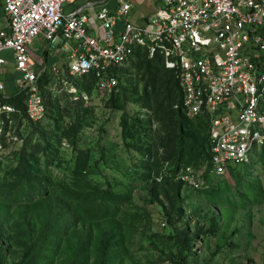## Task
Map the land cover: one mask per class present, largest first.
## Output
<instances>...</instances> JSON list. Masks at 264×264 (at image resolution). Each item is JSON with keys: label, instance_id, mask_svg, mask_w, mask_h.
Masks as SVG:
<instances>
[{"label": "rangeland", "instance_id": "1", "mask_svg": "<svg viewBox=\"0 0 264 264\" xmlns=\"http://www.w3.org/2000/svg\"><path fill=\"white\" fill-rule=\"evenodd\" d=\"M33 50L39 70L45 44ZM160 69L162 89L141 61L120 93L83 102L52 87L46 120L13 126L22 140L0 157L2 264H177L186 247L187 264H264V151L203 191L173 192L202 145Z\"/></svg>", "mask_w": 264, "mask_h": 264}, {"label": "built area", "instance_id": "2", "mask_svg": "<svg viewBox=\"0 0 264 264\" xmlns=\"http://www.w3.org/2000/svg\"><path fill=\"white\" fill-rule=\"evenodd\" d=\"M75 1L0 0L10 27H0V154L9 141H20L12 136L14 125L47 118L48 86L41 84L46 69H36L31 51L40 37L66 56L71 80L62 77L54 89L75 95L74 100L91 98L75 85L90 75L101 95L118 93L120 70L139 50L150 61H163L179 83L182 114L205 122L212 156L201 170L186 169L183 184L204 189L210 176H229L264 148V0H161L140 25L130 18L131 2L120 0L116 9H99L97 27L84 6L65 13ZM6 51L14 52L17 91L27 94V117L5 102L12 96ZM3 246L0 236V254Z\"/></svg>", "mask_w": 264, "mask_h": 264}, {"label": "trees", "instance_id": "3", "mask_svg": "<svg viewBox=\"0 0 264 264\" xmlns=\"http://www.w3.org/2000/svg\"><path fill=\"white\" fill-rule=\"evenodd\" d=\"M49 52L46 53V55H44L46 57V60H48L47 58H49ZM144 65H147V69L149 72V76L153 79L152 85L154 88H156L158 85L161 86L162 89V84H159L160 82L163 81V75H161V73H159V68H161L160 70L163 71L164 69V63L161 59L157 58L153 61L149 60V57L147 55V53L143 50H139L137 52L136 55V60L134 61L135 63L140 62ZM47 66V65H46ZM50 67L47 68V70L45 71V73L42 75L41 77V84L44 86L45 84H48L51 80V72L49 71ZM165 70V69H164ZM124 71L122 75L120 76V80L122 81L123 77H124ZM161 72V71H160ZM166 73V78H168V89H170L172 92V98L171 101H169L171 106H174V109L176 111V113H178L182 118L183 121H186L188 124H192L193 126L196 127V129H198L199 133H200V141H201V152L196 154L194 153V155L189 156V160L186 161L187 164H200V166L197 167V169L195 170H201L204 166L208 165L211 163V159L212 156L210 155L209 151H208V146H207V136H206V127H205V122L203 120H190L188 118H186L182 112H181V106H182V102H183V98L181 95V91L179 88V83L176 79V75L171 72L170 70H165ZM80 89L83 91H86L89 94L94 93L95 87H96V78L92 75L88 76L87 78H85L84 80L82 79L81 81H79ZM125 85H123V83H120V92L122 90V88ZM119 92V93H120ZM171 96V94L169 95ZM27 94L26 92H21V91H16L14 92V94L9 98L6 99L5 102L9 103V104H13L16 105L19 109L22 110V113L25 117H27ZM172 101L174 104H172ZM32 123V122H31ZM2 155H0L1 157ZM246 167V165H245ZM241 169V168H239ZM80 171V173L82 175H86V168H80L78 167V169H76V171ZM238 169H232V171L230 172V175L236 171ZM185 172V171H184ZM185 174V173H184ZM181 185H185L182 183V181H178V184H175L174 188H173V192H176L177 189L180 187ZM78 196H85L84 194H77ZM178 205V202H177ZM206 221L210 224V230L209 233L211 234H216L218 228H219V224H218V215L217 213L214 214L212 217H210L209 215H206ZM47 234V232H46ZM187 241V240H185ZM31 244V243H30ZM189 244V242L187 243ZM33 247V244L30 246V248ZM231 247H234V245H231ZM188 247H186V249L184 250L182 257H180L179 262L177 264H187V260H188Z\"/></svg>", "mask_w": 264, "mask_h": 264}, {"label": "crops", "instance_id": "4", "mask_svg": "<svg viewBox=\"0 0 264 264\" xmlns=\"http://www.w3.org/2000/svg\"><path fill=\"white\" fill-rule=\"evenodd\" d=\"M127 1L131 2V4L133 5L130 18L134 23H135L134 17H135L136 11L138 9L144 11L143 14H140L137 16V20H139L140 24H142V23H145V21L156 12L161 0H151V3H150V0H127ZM89 3H90V6H87V4ZM74 5H76V8L74 10H70L71 6H74ZM103 5H106L107 7L111 9H116L120 6V0H77L73 2L72 4L66 5L65 13L70 14L84 6L90 18V21L93 23L91 25L94 27H97V24H98L97 13ZM140 24H137V25H140ZM0 27L4 29H10L9 20L7 18V15L3 11L1 3H0ZM121 27L122 25L118 23L116 26L118 32L121 30ZM37 40L45 44V55L47 52L50 53L49 58H47L48 60H46V57L44 56V60L41 63L45 64V69L50 67L49 71L51 72V80L54 83H56L59 78V75L54 69L57 68V71L60 72L61 75L66 74V70L64 69L65 63L67 62L66 56L62 54L61 52L53 53L54 56H52L51 49H50L51 43L44 40V38L42 37L38 38ZM31 51H32L33 59L35 61L36 60L38 61L39 58L35 55V52L33 50V45L31 47ZM9 54H11V56ZM4 55L9 60L10 68H11V71L9 73V77L7 80L8 82L7 91L9 95L11 93L13 95L14 92L17 91L18 85H17L16 79L20 77V74L14 71V68H15L14 52L6 51Z\"/></svg>", "mask_w": 264, "mask_h": 264}, {"label": "clouds", "instance_id": "5", "mask_svg": "<svg viewBox=\"0 0 264 264\" xmlns=\"http://www.w3.org/2000/svg\"><path fill=\"white\" fill-rule=\"evenodd\" d=\"M50 49H51V47H50ZM136 60V57H135V59L130 63V65L134 62ZM33 63H34V59H33ZM43 65L44 66H42L41 65V68L42 69H45V64L43 63ZM165 65V64H164ZM129 66V65H128ZM127 66V67H128ZM40 68V69H41ZM65 70H66V74L65 75H61L60 74V72H58L57 71V68H55L54 70L58 73V75H59V78H58V80H57V84L60 82V80L62 79V77L63 78H69L70 80H71V77H70V75H69V73H68V65H67V62L65 63V68H64ZM124 69H126V67H124V68H122L121 70H120V76L122 75V73H123V70ZM47 70V69H46ZM84 79V78H83ZM119 82L121 83V80H120V77H119ZM56 83H54L53 81H50L48 84H45V86H48V91H50V89H51V91H52V87H54V84H56ZM79 84V81H75V85L77 86V88H78V90L79 91H83V90H81L80 89V86L78 85ZM59 85V84H58ZM119 87H120V85H119ZM57 89V88H56ZM47 91V92H48ZM120 91V90H119ZM46 92V93H47ZM84 92H86V91H84ZM58 93V92H57ZM68 93V92H67ZM87 93V92H86ZM69 94V93H68ZM91 98H94L95 97V95L96 94H100L97 90H96V87H95V90H94V93H92V94H89V93H87ZM108 94H116V93H108ZM71 96H75V95H72V94H70ZM101 95V94H100ZM105 95H107V93L105 94ZM75 101H83L84 102V99H80V100H75ZM29 122V121H28ZM44 122V121H43ZM29 123H31V122H29ZM40 123H42V122H40ZM35 124H39V123H35ZM21 140L22 139H20V141H14V140H11V141H9L7 144H6V149H5V151L3 152V153H1L0 155H2V156H4L5 154H6V152H7V149H8V147H9V145H10V143H12V145L13 144H18V142H21ZM261 151H264V148L262 149V150H259L256 154H255V156H257V154L259 153V152H261ZM254 156V157H255ZM253 157V158H254ZM253 158H252V160H251V163H252V161H253ZM251 163L250 164H247L246 165V167H248V166H250L251 165ZM245 166V165H244ZM242 167V166H241ZM241 167H239V168H241ZM239 168H236V169H239ZM230 176V175H229ZM181 181V180H180ZM184 186H189V185H184ZM206 186V185H205ZM192 188H194V187H192ZM205 188V187H204ZM195 190H197V191H203L204 189H201V190H198V189H196V188H194ZM1 236V235H0ZM2 237V236H1ZM2 239L4 240V246L1 248V250H3L4 248H5V246H6V244H7V242L5 241V239L2 237ZM0 256H1V262H2V252H1V254H0ZM2 264V263H1Z\"/></svg>", "mask_w": 264, "mask_h": 264}]
</instances>
